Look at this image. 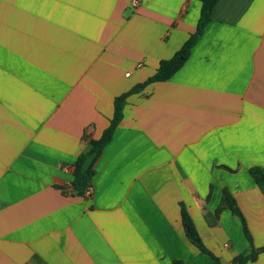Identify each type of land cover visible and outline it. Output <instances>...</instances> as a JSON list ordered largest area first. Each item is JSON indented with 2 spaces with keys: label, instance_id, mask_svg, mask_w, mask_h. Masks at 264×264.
Wrapping results in <instances>:
<instances>
[{
  "label": "crops",
  "instance_id": "crops-1",
  "mask_svg": "<svg viewBox=\"0 0 264 264\" xmlns=\"http://www.w3.org/2000/svg\"><path fill=\"white\" fill-rule=\"evenodd\" d=\"M138 5L134 6V2ZM200 0H0V264H233L264 247V0H219L167 81L127 98L95 162L116 97L145 83L196 31ZM130 73L129 76L126 74ZM247 264H264V252Z\"/></svg>",
  "mask_w": 264,
  "mask_h": 264
},
{
  "label": "trees",
  "instance_id": "trees-1",
  "mask_svg": "<svg viewBox=\"0 0 264 264\" xmlns=\"http://www.w3.org/2000/svg\"><path fill=\"white\" fill-rule=\"evenodd\" d=\"M202 3L201 14L197 24L196 31L190 35L188 40L183 44V46L169 59H164L160 62V65L157 69L155 75L148 79L145 83L134 87L132 90L122 94L121 96L116 97L114 102V114L110 121V125L103 132L99 139L91 140V151L89 154L78 159L76 163V168L74 171V180L72 182L74 190L78 195H85V190L91 186V182L94 176V165L98 158L101 156L104 148L112 140L113 133L119 123L124 117V110L127 104V98L135 93H139L147 85L155 82H164L170 79L187 61L189 58L193 47L197 41L204 34L206 27L213 20V11L219 0H200ZM93 152H96L97 155L94 159V162L91 164L90 168L86 171H82V165L84 160ZM250 174L253 179L261 189L264 194V169L260 167H254L250 170ZM229 208L234 215L240 218L243 230L247 239L250 242V249L247 253H243L235 257L233 264H247L249 262H254L257 260L258 254L264 252V247L255 248L253 245V239L250 234L248 225L246 223L245 217L241 212L239 206L237 205L236 200L233 196L227 191H224L222 197V204L219 209L216 211L217 215L224 209ZM181 214H182V223L185 230L187 238L204 254H207L213 258L217 264H221L220 259L217 258L205 245L191 215L189 214L186 206L181 203ZM171 264H183L182 261L176 260Z\"/></svg>",
  "mask_w": 264,
  "mask_h": 264
},
{
  "label": "water",
  "instance_id": "water-1",
  "mask_svg": "<svg viewBox=\"0 0 264 264\" xmlns=\"http://www.w3.org/2000/svg\"><path fill=\"white\" fill-rule=\"evenodd\" d=\"M96 155L97 153L93 152L84 160L83 165H82L83 172H86L90 168L91 164L94 162Z\"/></svg>",
  "mask_w": 264,
  "mask_h": 264
},
{
  "label": "built area",
  "instance_id": "built-area-1",
  "mask_svg": "<svg viewBox=\"0 0 264 264\" xmlns=\"http://www.w3.org/2000/svg\"><path fill=\"white\" fill-rule=\"evenodd\" d=\"M138 5V1H135L134 2V6H137ZM127 76H129L130 75V73H127L126 74ZM93 186L91 185V186H89L86 190H85V195L86 196H91L92 194H93Z\"/></svg>",
  "mask_w": 264,
  "mask_h": 264
}]
</instances>
